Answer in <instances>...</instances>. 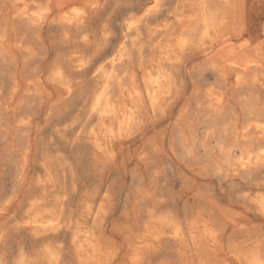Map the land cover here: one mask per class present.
I'll list each match as a JSON object with an SVG mask.
<instances>
[{
	"label": "clouds",
	"instance_id": "1",
	"mask_svg": "<svg viewBox=\"0 0 264 264\" xmlns=\"http://www.w3.org/2000/svg\"><path fill=\"white\" fill-rule=\"evenodd\" d=\"M0 264H264V0H0Z\"/></svg>",
	"mask_w": 264,
	"mask_h": 264
}]
</instances>
